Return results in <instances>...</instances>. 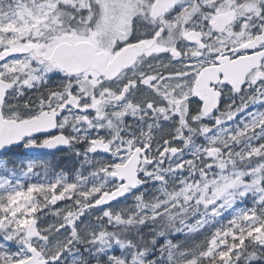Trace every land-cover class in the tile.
<instances>
[{
    "label": "snow or ice",
    "instance_id": "snow-or-ice-1",
    "mask_svg": "<svg viewBox=\"0 0 264 264\" xmlns=\"http://www.w3.org/2000/svg\"><path fill=\"white\" fill-rule=\"evenodd\" d=\"M0 264H264V0H0Z\"/></svg>",
    "mask_w": 264,
    "mask_h": 264
}]
</instances>
